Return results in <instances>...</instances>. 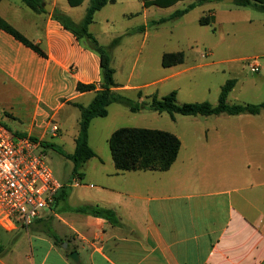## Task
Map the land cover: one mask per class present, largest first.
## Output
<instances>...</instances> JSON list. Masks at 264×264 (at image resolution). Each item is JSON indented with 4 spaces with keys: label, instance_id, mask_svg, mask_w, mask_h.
Masks as SVG:
<instances>
[{
    "label": "crops",
    "instance_id": "1",
    "mask_svg": "<svg viewBox=\"0 0 264 264\" xmlns=\"http://www.w3.org/2000/svg\"><path fill=\"white\" fill-rule=\"evenodd\" d=\"M41 1L44 12L34 11L22 0L0 1V17L45 54L0 28V110L12 117L14 108L26 110L30 128L19 133H37L38 140L73 145L72 154L80 121L74 103L88 106L101 89L100 57L84 47L55 15L62 13L78 23L91 0H83L77 7H71L68 0ZM131 1L116 0L114 4ZM136 1L138 12L125 16L141 15L147 35L150 26H157L152 24L156 9L162 8H146L144 0ZM204 4L209 8L202 17L208 16L209 25H216L221 34L225 17L247 15L254 51L235 59L233 92L242 83L239 77L246 72L255 74L248 81L249 92L263 102L264 12L230 0ZM109 5L113 4L96 12L94 21ZM93 23L90 33L102 45L108 44L94 33ZM140 59L138 52L136 62ZM253 60L260 66L257 73L249 68ZM112 66L118 93L137 96L141 92L139 101H143V90L159 84L160 80L143 84L133 83L131 78L120 81L114 58ZM79 83L93 84L96 89L79 92ZM153 95L158 96L156 92L147 96ZM114 105L104 118L113 108L120 110ZM241 116L247 117V126L233 123L232 127H213L212 132L206 129L204 139L190 147L180 140L178 158L165 172H120L111 152L106 156L95 152L96 157L71 178H57L64 187L55 205L32 225L11 230L0 226V264H264V111ZM51 121L60 126L55 137L49 130ZM90 129L89 145L94 150ZM86 206L112 210L119 222L74 211ZM73 252L78 262L70 259Z\"/></svg>",
    "mask_w": 264,
    "mask_h": 264
},
{
    "label": "rangeland",
    "instance_id": "2",
    "mask_svg": "<svg viewBox=\"0 0 264 264\" xmlns=\"http://www.w3.org/2000/svg\"><path fill=\"white\" fill-rule=\"evenodd\" d=\"M192 0H183L170 8L156 9L152 20L169 17L175 10L184 9ZM140 8L136 0L128 4L120 2L107 6L95 19L92 29L109 46L111 42L121 37L118 47L112 50V58L116 60L117 75L120 81L131 78L133 83L143 84L151 80H160L159 84L149 90H143L144 99L147 100L149 92H156L161 98L172 91L177 92L178 102H210L218 104L222 86L230 79L237 76L232 69L235 59L248 57L254 51L249 42V28L247 15L234 13L229 18L225 17V32L214 24L201 25L199 19L205 15L209 5L197 6L188 14L157 26H150L148 34L130 32L145 24L143 17L137 15L127 18L125 14L136 13ZM83 20V19H82ZM81 20V21H82ZM80 21V22H81ZM78 22V23H80ZM233 32H236L234 36ZM183 52L184 62L165 68L161 60L164 53ZM140 52L141 59L136 62ZM147 68V69H146ZM251 71V70H250ZM251 73H254L251 71ZM173 74H176L173 76ZM252 75L246 72L244 77H239L241 84L229 94L230 104L260 103V97L249 92L248 81ZM237 82V81H236ZM236 86V85H235ZM235 88V87H234ZM131 99L139 100L136 95H127ZM8 104V102H5ZM108 118L94 120L90 129V142L94 151L102 156L110 155L108 140L112 132L122 127H140L159 129L176 134L182 142L190 147L203 140L206 129L212 132L213 127L235 125L247 126V117L241 116H182L176 115L172 119L169 114L151 110L132 113L121 104H115ZM7 113V112H6ZM4 113V115H6ZM14 117L3 116L7 126L18 132H27L30 128L31 117L26 110L13 109ZM125 113V115H122ZM34 138H39L34 133ZM49 143L42 147L46 162L56 178L64 180L71 178L74 163L69 158L61 155L56 149L59 147L65 153L73 151L72 147L60 145L58 140H40ZM55 145L52 147V145Z\"/></svg>",
    "mask_w": 264,
    "mask_h": 264
},
{
    "label": "trees",
    "instance_id": "3",
    "mask_svg": "<svg viewBox=\"0 0 264 264\" xmlns=\"http://www.w3.org/2000/svg\"><path fill=\"white\" fill-rule=\"evenodd\" d=\"M22 1L34 11L44 12L41 0ZM180 1L182 0H144V6L146 8L150 6L169 8ZM208 1L210 0H197L190 3L184 9L175 10V12L169 17L161 18L152 24L159 25L167 21L178 19L191 12L197 6L203 5ZM82 2L83 0H68L71 7L80 6ZM114 3H116V0H91L86 14L80 23H75L68 16L62 13H57L55 15L56 19L63 25V27L72 32L84 47L93 51L100 57L101 89L96 92L94 99L88 106L74 103V105L80 110L79 131L75 140V150L72 154H68L59 147L56 149L61 155L73 161L74 173H77L87 161L96 157L95 151L89 145L90 125L92 120L95 118L106 117L108 115V107L111 104L124 105L132 113H138L143 110H151L159 114L167 113L172 119H175L176 115L218 116L225 114L229 116H239L259 115L262 111H264V101L258 104H230L228 102V96L236 85L235 79L228 80L222 86L219 101L216 105L207 101L180 104L178 102L176 91H172L161 98L156 95L148 96L147 100L143 101L134 100L127 95L116 92L114 89L117 87V83L114 79L115 70L112 66V50L120 44L121 37L115 38L109 46H104L89 31V26L94 22L96 12L100 11L106 5ZM234 4L245 8H256L264 12V0H234ZM199 22L201 25H209L211 23L208 16L202 17ZM0 28L10 33L16 39L20 40L42 56H45L43 50L39 46L24 38L1 17ZM146 28L147 27L145 25H141L132 30L130 34L137 32L144 33ZM183 62V52L165 53L162 57V66L165 68L182 64ZM95 89L96 86L93 84L86 85L79 83L77 85V90L79 92H87ZM137 96L138 98H141L142 93L138 92ZM4 113L6 112L0 110L1 122L16 136L25 137V133L15 132L7 126L3 116H12L8 113L4 115ZM32 139L37 140V138L34 137H32ZM48 145V142L41 141L42 147H47ZM54 146L55 145L53 144L52 147ZM109 148L115 162L116 169L120 172H165L169 170L177 160L181 149V141L176 135L163 130L123 127L113 132L109 139ZM74 211L99 216L107 219L113 224H117L119 222L116 214L112 210L86 206L74 209ZM55 238L57 241V237Z\"/></svg>",
    "mask_w": 264,
    "mask_h": 264
},
{
    "label": "built area",
    "instance_id": "4",
    "mask_svg": "<svg viewBox=\"0 0 264 264\" xmlns=\"http://www.w3.org/2000/svg\"><path fill=\"white\" fill-rule=\"evenodd\" d=\"M249 68L254 73L260 70L255 60L249 61ZM49 130L55 137L60 126L51 121ZM41 148L40 140L16 136L0 120V226L4 229L28 228L53 208L64 187Z\"/></svg>",
    "mask_w": 264,
    "mask_h": 264
},
{
    "label": "water",
    "instance_id": "5",
    "mask_svg": "<svg viewBox=\"0 0 264 264\" xmlns=\"http://www.w3.org/2000/svg\"><path fill=\"white\" fill-rule=\"evenodd\" d=\"M231 2H234V0H230ZM47 11H49L50 9L45 8ZM70 259H72L75 262H78V255L77 253L73 252L72 254L69 255Z\"/></svg>",
    "mask_w": 264,
    "mask_h": 264
}]
</instances>
